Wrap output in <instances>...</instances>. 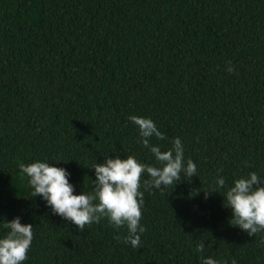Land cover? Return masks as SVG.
Returning <instances> with one entry per match:
<instances>
[{
	"label": "trees",
	"instance_id": "obj_1",
	"mask_svg": "<svg viewBox=\"0 0 264 264\" xmlns=\"http://www.w3.org/2000/svg\"><path fill=\"white\" fill-rule=\"evenodd\" d=\"M130 115L197 166L162 190L142 174L139 248L107 217L79 231L20 170L66 168L80 194L107 155L156 165ZM251 172L264 179V0H0V238L7 220L33 224L22 264H264V231L233 226L224 205Z\"/></svg>",
	"mask_w": 264,
	"mask_h": 264
},
{
	"label": "clouds",
	"instance_id": "obj_2",
	"mask_svg": "<svg viewBox=\"0 0 264 264\" xmlns=\"http://www.w3.org/2000/svg\"><path fill=\"white\" fill-rule=\"evenodd\" d=\"M229 65L227 70L234 71L231 62ZM128 119L138 127L141 138L139 142L150 150L159 166L140 163L133 156L112 158L107 155L105 162L96 163L93 167L96 174L93 191H82L80 194H74V185L69 182L71 173L66 168L37 160L27 165L21 164L20 170L22 175L29 178L32 196H41L54 214L75 224L79 231H83L86 225L99 223L107 217L114 227L126 225L128 228V235L123 238L116 236V240L123 239V242L130 243L133 248H139L140 233L146 231L140 225L144 191L175 187L182 172L190 179L197 176V166L191 159L185 165L183 145L179 138H175L172 148L166 151H162L159 145L150 143L153 137L165 139L151 118L130 115ZM220 171L222 169L218 170V174ZM144 173L149 179L144 180V191H140ZM216 183L223 188L225 179L219 177ZM205 192L206 195L210 193L207 190ZM223 197L224 205L233 212L230 219L233 226L240 227L249 236L264 231V179L256 172L235 180ZM95 201L98 202L94 203ZM4 227L9 231L4 238H0V264H22L27 259L33 241V224H22L21 218L17 216L7 220ZM204 247V243H201L196 250L203 252ZM202 264L220 262L211 257H202Z\"/></svg>",
	"mask_w": 264,
	"mask_h": 264
}]
</instances>
